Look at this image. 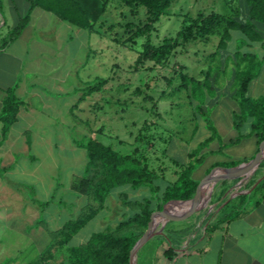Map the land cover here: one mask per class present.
Segmentation results:
<instances>
[{"label": "rangeland", "instance_id": "374dc122", "mask_svg": "<svg viewBox=\"0 0 264 264\" xmlns=\"http://www.w3.org/2000/svg\"><path fill=\"white\" fill-rule=\"evenodd\" d=\"M238 6L240 0H174L167 15L156 24L152 42L158 46L165 38L176 37L184 22L197 18L200 13L234 15ZM5 15L9 27L11 21L8 13ZM145 22L144 9L133 14L130 8L114 1L97 33L83 30L68 41L67 25H63L62 50L58 58L49 51L44 54L37 72H41L43 76L40 77L46 81L39 86V91L51 107H42L40 101L33 102L35 112L21 116L11 129L9 142L0 151V165L12 167L0 171V264H67L71 245L84 244L94 233L116 227L124 215L130 213L124 205V192L130 200H142L150 195L148 189L117 191L110 196L105 209L89 221L71 244H64L61 237L55 238L52 231L60 229L70 219L86 218L99 207L98 202L81 197L72 189L87 164L86 152L78 147L75 139L95 137L121 153H131L138 148L150 168L174 181L181 167L189 163V154L210 136L195 113L188 91L182 87L181 75L205 80L208 71L218 63L213 62L212 55L217 51L220 36L197 38L177 48L164 66L146 62L136 67L137 52L143 50L146 37L135 42L129 40L132 33L126 31V26L130 23L143 26ZM5 32L0 22V39ZM72 70H80L81 74L68 75V83L64 86L67 91L69 85L75 83L80 90L97 78H110V81L102 91L78 101L79 93L75 96L55 90L49 77L53 74L61 78ZM233 83L229 76L227 84L217 90L209 104L215 106L219 101L212 118L224 143L239 135L232 121V112L237 109L230 98L235 91ZM263 93L264 67L250 95L258 97ZM249 131L246 125L243 132ZM139 135L146 136L145 142L137 141ZM26 137L28 144L30 141L33 144L28 151ZM218 149L217 142L212 144L211 150ZM255 153V143L248 139L224 154L210 155L197 169L195 177L203 183L212 164L227 158L249 160ZM259 167L248 175L217 182L211 199L198 206L205 207L202 210L176 213L168 217L166 224L160 221L154 228L156 234L137 252L134 264H166L167 244L162 241V233L177 235L174 238L178 244L186 245L189 237L205 231L212 216L213 221L217 220L221 209L212 201L216 190L220 194L224 191L226 196L244 180L241 191L244 192L251 180L261 179ZM225 180H229L227 185H224ZM33 200L51 201V205L44 209ZM42 209L47 225L35 226ZM213 258L208 257L207 263L213 262Z\"/></svg>", "mask_w": 264, "mask_h": 264}, {"label": "trees", "instance_id": "16d2710c", "mask_svg": "<svg viewBox=\"0 0 264 264\" xmlns=\"http://www.w3.org/2000/svg\"><path fill=\"white\" fill-rule=\"evenodd\" d=\"M26 1L30 4V11L22 15L7 35L0 39V50L22 35L31 21L32 11L37 7L54 13L75 27L89 33H97L103 26L110 4L114 1L130 8L133 14L140 9L146 11L145 25L130 23L126 26V31L132 33L129 40L135 42L138 38L146 37L143 50L137 52L136 67L146 62L164 66L177 48L197 38L220 36L217 51L212 55L213 62L218 63L208 71L205 80H198L187 74L181 75L182 87L188 91L195 113L204 123L205 130L210 136L200 142L189 154V163L181 167L174 181H169L162 173L150 168L144 162V157L138 148L131 153H121L95 137L85 136L74 140L80 149L85 150L87 164L84 174L73 184L72 189L81 197L95 200L99 207L86 218L79 216L70 219L60 229L51 233L55 238L61 237L64 244H71L72 239L88 225L89 221L105 209L111 195L120 190L124 192V189L128 188L134 192L148 189L150 195H146L142 200H130L128 194L124 192V205L128 207L130 213L125 214L116 227H107L94 233L88 242L78 246L71 245L68 248L70 256L67 264H130L132 250L158 214L167 208L184 204H175L178 201L193 199L201 190V182L196 179L195 173L210 155L224 154L226 150L250 138L256 139L258 146L256 154L259 152L260 145L264 142V93L253 97L250 91L264 67V52L261 50L264 49V0H240V6L235 9L234 15L218 12L208 15L200 13L197 18L184 22L182 30L176 37H167L158 46L152 42V33L156 24L167 15L174 0ZM16 10L19 11V8L17 7ZM0 14L4 16L2 0H0ZM229 76L234 82L235 89L230 98L237 104V109L232 112L233 127L239 135L224 143L212 118V112L219 101L215 106L209 104L216 97L217 90L227 84ZM109 81L110 78H97L78 92H82V99H86L102 91ZM25 106L26 102L17 96L14 88L5 91L0 110V147L5 143L12 127L19 121L20 110ZM75 106L71 109L72 113ZM246 125H249L250 131L244 133L243 129ZM136 139L143 143L146 136L139 135ZM215 142L219 145L217 151L211 150ZM249 160L228 158L224 162H216L210 167L208 174L216 168H232ZM10 169L0 166L1 172ZM260 170H262L261 179L251 180L247 184L249 193L242 194L235 200H222L224 191L222 192L218 200L219 208L223 207L222 212L217 220L213 221L212 216L207 221L208 233H213L224 224L248 212L251 207L259 205L264 198V161L258 171ZM228 182L229 180H225L224 185ZM218 192L219 190H216L212 201L217 199ZM33 202L44 209L51 205V201L39 203L33 200ZM44 209L35 226L47 225V221L43 218ZM161 238L167 244L165 258L174 261L178 255L176 244L167 232H163Z\"/></svg>", "mask_w": 264, "mask_h": 264}, {"label": "crops", "instance_id": "0c3cea01", "mask_svg": "<svg viewBox=\"0 0 264 264\" xmlns=\"http://www.w3.org/2000/svg\"><path fill=\"white\" fill-rule=\"evenodd\" d=\"M2 3L4 16L0 14V22L1 26L6 28L4 35L6 36L9 30L17 24L21 16L30 11V4L26 0H15V2L12 0H2ZM16 6L19 8V11L16 10ZM5 12L8 13L11 21L9 27H7L8 22L5 19ZM63 25H67L68 32L66 31V39L68 41L83 31V29L63 21L54 13L37 7L32 11L31 21L22 35L11 42L6 48L0 50V110L5 91L9 88H14L17 96L26 102V106L20 110L19 121L22 115L30 116L31 113L35 112L36 109L32 105L35 101L42 102V107H51L49 101L40 95L42 92L39 91V86L46 79L43 80L40 77L43 75H41V72L38 73L37 69L40 71L42 59L48 51L55 54L56 58H58L62 50ZM33 36L35 39H33ZM79 74H81L80 70H72L61 78L55 77L53 74L49 77L53 80L52 83L55 90L65 92L66 94H74L75 96L79 93L78 101H80L82 99V92H78L76 83L69 85L68 91L64 88L68 83V75L77 76ZM10 133L11 131L5 143L0 147V151L9 142ZM250 139H253L257 152L256 139ZM25 140L27 143L26 150H31L33 144H28V137ZM0 166L12 168L5 165ZM209 169L210 167L207 169L206 174H208ZM243 183H238L232 193H227L226 196L222 197V200H235L240 195L249 193L250 191L248 190L241 192ZM0 186H2V183H0ZM221 195L222 193L218 192L217 199L214 200V206L219 207L220 201L218 200ZM214 206H212V210H214ZM220 209L222 210L223 207ZM194 223L196 224V221ZM195 224L189 223V225ZM206 228L204 232L189 237L186 245L178 244V241L174 238L177 235H170L178 248L176 251L178 255L172 262L167 259L166 264H264V198L260 201L259 205L251 207L248 212L242 214L232 222L224 224L213 233H208ZM181 233L178 232V234ZM210 256L214 257L213 262L207 263L206 259ZM195 258V262H192Z\"/></svg>", "mask_w": 264, "mask_h": 264}, {"label": "water", "instance_id": "95a60500", "mask_svg": "<svg viewBox=\"0 0 264 264\" xmlns=\"http://www.w3.org/2000/svg\"><path fill=\"white\" fill-rule=\"evenodd\" d=\"M264 160V142L260 145V150L259 152L256 154V156L250 160L249 162H245L242 163L236 167H232V168H216L215 170H213L203 181V183H201V190L198 192L200 193L201 191H204L205 188L209 185L212 184V192H211V197H212V193L214 191V187L216 185L217 182H219L222 179H227V178H233L236 176H244L241 172H239L240 170L242 172L247 171L250 168H253L252 172L257 169L261 163ZM218 169V170H217ZM244 180H242L240 183H243ZM198 197V195H196L193 199L188 200V201H178L175 204H180V203H184L188 205V209L187 211H199L202 210L205 207H196L193 205V202L195 201V199ZM210 197V199H211ZM170 211V208L165 209L163 212L159 213V215L156 217V219L153 221V223L150 225L149 229L147 230V232L145 233V235L137 242V244L135 245L134 249L131 252V261L130 264H134V258L136 257V254L139 250L140 247H142L150 238H152L156 233L154 231V226L155 223L158 220L161 219H166L168 218V213ZM168 221V219H167ZM162 233V232H161Z\"/></svg>", "mask_w": 264, "mask_h": 264}, {"label": "bare ground", "instance_id": "6f19581e", "mask_svg": "<svg viewBox=\"0 0 264 264\" xmlns=\"http://www.w3.org/2000/svg\"><path fill=\"white\" fill-rule=\"evenodd\" d=\"M252 170H253V168H250V169H248L245 172H242L241 170L239 172H241L243 175H248V174H250L252 172ZM212 187H213L212 184H209L208 188H205V190L198 195V197L193 202V205L196 206V207H198L202 202H204L205 200H207L208 198H210L211 197V192H212ZM187 209H188V205L187 204H182V205H178V206L171 207L170 208V211L168 213V216L169 217L174 216V215H176V213H180V212H183V211H187ZM167 219L168 218L158 220L155 223L154 228H156V226L158 225V223L160 221H162L164 224H166L167 223Z\"/></svg>", "mask_w": 264, "mask_h": 264}]
</instances>
